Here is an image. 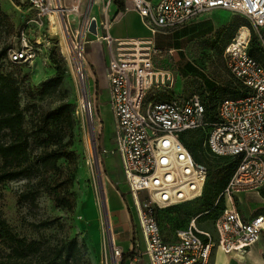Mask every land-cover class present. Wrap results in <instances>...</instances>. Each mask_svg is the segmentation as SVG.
Listing matches in <instances>:
<instances>
[{
    "label": "built area",
    "instance_id": "2783aa9c",
    "mask_svg": "<svg viewBox=\"0 0 264 264\" xmlns=\"http://www.w3.org/2000/svg\"><path fill=\"white\" fill-rule=\"evenodd\" d=\"M99 0H23L40 26L59 24L69 42L73 67L81 90L88 97V121L95 118L89 96L86 54L89 36L105 41L108 47L107 79L113 119V146L102 147L101 155L119 154L124 180L129 188L139 227V239L130 249V264H210L214 249L225 253L246 252L264 232V214L244 217L237 200L245 193H260L264 187V0H118L123 11H136L152 37L115 38L110 29L109 7L104 0L101 14L93 8ZM221 8L243 18L236 35L223 51L227 70L243 85L236 96L220 101L217 120L209 122L199 94L172 93L170 74L157 63L175 48L156 45L158 32L182 28L203 13ZM73 17V18H72ZM95 30H92V23ZM22 43L10 49L6 63L32 62L38 49L22 31ZM255 41V43H254ZM262 59L251 54L253 47ZM175 61L172 62L174 64ZM163 90L164 100L149 98L153 88ZM93 122V123H92ZM202 129L204 153L229 159L234 169L221 191L225 208L213 220L214 231L203 229L198 217L166 240L156 218L164 209L202 196L209 176L208 165L197 161L182 142V133ZM145 194L144 199H140ZM111 253L115 264H125L124 250L112 235Z\"/></svg>",
    "mask_w": 264,
    "mask_h": 264
},
{
    "label": "rangeland",
    "instance_id": "374dc122",
    "mask_svg": "<svg viewBox=\"0 0 264 264\" xmlns=\"http://www.w3.org/2000/svg\"><path fill=\"white\" fill-rule=\"evenodd\" d=\"M0 10L8 16L0 17V53L6 48L7 57L10 49L20 46L22 31L26 33L30 43L38 49L35 60L10 68L18 79L21 91L20 103L25 113L26 127L31 128L43 113L70 104L73 127L67 139L72 141L70 150L76 152L73 161L64 159L60 161L65 174L73 177L69 187L74 203L72 211L62 208L44 193H40L35 204L25 203L20 206L18 196L24 190L27 180L17 179L0 184V215L15 233L29 240L43 239L55 244L61 238L77 237L79 243L84 246L83 264H115L109 232L114 236L116 243L126 250L129 248L128 239L131 238L129 233L136 229L137 219L134 216L133 199L123 177L119 176L117 170L109 171L101 155L102 147L104 145L107 147V141H104L107 134L110 139H113L114 135V129H111L113 118L111 119L110 107L105 97L95 93L93 82L88 79L93 112L102 119L104 130L97 118L94 127H90L82 107V90L73 67L68 38L59 24L49 25L48 22L44 26L37 24L34 21V13L26 3H23V0H0ZM233 15L230 10L216 8L203 13L196 21L176 31L168 33L160 31L155 35L157 46L165 49L172 47L180 49L174 52L173 58L169 55L165 56L164 60L168 63L161 62L164 70L170 74L167 85L173 89L172 93L183 96L198 94L204 90L209 91L212 86L228 79L223 61V44L227 34L223 36L222 31L238 20ZM53 25L55 29L52 28ZM236 33L237 31L234 36ZM54 57L65 69L64 79L55 90L44 92L41 82L57 72L53 62ZM173 61L175 63L172 66ZM162 92L163 90L155 87L149 92L148 97L158 96ZM197 136L198 133L188 134L186 140L189 141ZM93 137L96 140L98 167L94 161ZM212 165L209 163V166ZM214 172L209 179L214 178ZM114 196L119 197L123 203V207L118 211L110 208L111 198ZM144 198L145 194H141L140 199ZM202 204L203 198L194 201L190 207L188 204V213L196 212ZM237 206L246 215L251 209L254 213H264L262 195L250 199L244 198L243 201L238 199ZM183 213L175 210L159 213L163 232L171 240L175 239L176 231L188 223V216H185L188 214L183 215ZM119 217L123 219L117 222ZM55 218H58V222L63 226L55 224L50 228L39 230L33 226L41 220ZM199 221L201 228L214 231L211 220L200 218ZM8 252L9 249L0 241V253Z\"/></svg>",
    "mask_w": 264,
    "mask_h": 264
},
{
    "label": "trees",
    "instance_id": "16d2710c",
    "mask_svg": "<svg viewBox=\"0 0 264 264\" xmlns=\"http://www.w3.org/2000/svg\"><path fill=\"white\" fill-rule=\"evenodd\" d=\"M0 17L7 18L8 16L0 10ZM236 18L238 20L222 31L223 36L227 34L224 39L223 51L238 28L247 24L240 16H236ZM175 49L180 50L179 48ZM258 49L255 46L250 52L262 59L261 51ZM6 54L7 49H2L0 53V184L17 179H26L25 188L18 196L20 206L25 203L35 204L40 193H44L62 208L72 211L74 203L69 187L73 177L65 174L60 166L62 159L71 162L76 157V152L70 150L72 141L67 139L73 127L72 106L65 104L43 113L31 128H27L25 113L20 103L21 91L18 79L10 69L21 63H6ZM164 61L168 63L167 60L161 62ZM53 62L57 72L51 78L41 82V88L44 92L55 90L64 79L65 69L58 63L56 57L53 58ZM161 62H158V66L163 67ZM171 65L173 66V64ZM226 72L227 80L212 86L209 91L204 90L198 93L205 105V115L209 122L217 120V108L221 100L228 96H236L243 90L242 83L227 68ZM166 96V94L160 93L152 98L164 100ZM191 133H198L199 136L189 141L186 140V136ZM204 137V130L195 129L182 133L181 140L197 161L208 165L209 176L215 171L214 178L209 179L208 176L202 196L156 210V218L166 240L170 239L163 232L159 213H168L175 207L180 208L185 203L190 204V207L194 201L203 198L202 207L196 212L188 213V207L187 209L180 208V211L184 212L183 215L188 214L185 216H188L189 223L193 217H198L199 220L200 218L215 220L225 208L223 198H218L234 169V163L227 158H210L207 156L202 146ZM209 163L213 165L209 166ZM260 194L264 198V187L260 190ZM57 222L58 218L44 219L34 223L33 226L37 230L50 228L55 224L63 226L62 223ZM0 241L9 249L6 254L0 253V264H83L85 257L84 246L79 243L77 237L61 238L55 244H50L43 239L29 240L15 233L1 215Z\"/></svg>",
    "mask_w": 264,
    "mask_h": 264
},
{
    "label": "crops",
    "instance_id": "0c3cea01",
    "mask_svg": "<svg viewBox=\"0 0 264 264\" xmlns=\"http://www.w3.org/2000/svg\"><path fill=\"white\" fill-rule=\"evenodd\" d=\"M103 1L104 0L98 1V5L95 7L96 10L93 11L95 15L101 14L100 8L103 5ZM149 1L156 2L158 0H149ZM123 9H124L123 3L118 0L113 1L109 7V15L113 19L110 29L111 35L115 38H140V39L151 38L152 35L148 30V28L143 24L140 15L134 10L123 11ZM110 10H111V14H110ZM89 38H90V43L88 44V49L86 54V65H87L88 76L90 81L93 82L95 93L105 97L106 103L111 110V119H112L113 113H112L111 105L109 103L110 90L106 75L107 61H108V47L105 41L96 40L93 36H89ZM101 125L104 130L103 121L101 122L100 126ZM111 129L112 130L114 129V119H113V123L111 121ZM104 141L105 142L107 141V148L113 146V139H110L108 134L106 136V140ZM103 147L106 146L104 145ZM103 160L106 168L109 171L113 172L114 170H117L119 172L118 173L119 176L123 177L124 179V174L122 170V161L119 154L105 155L103 157ZM260 195H261L260 193L257 194V193L249 192L241 195L239 197V200L243 201L244 198L250 199ZM122 204L123 203L120 200V198L114 196L111 198L110 208H112V210L114 211H118L123 207ZM181 206H184V208L187 209L188 203L182 204ZM174 210L180 211V208L175 207L173 211ZM260 213L264 214L263 212L254 213L253 209H251V211L247 215L244 212H242V214L246 218ZM134 216L136 217V215ZM122 219L119 217L117 219V222L121 221ZM211 222L213 225V220H211ZM136 224H137L136 229L131 230L129 233L131 236V238L128 239L129 248L126 250L122 248L124 250L123 262L125 264H130L131 261L130 249L132 248L134 239L140 238L138 222H136ZM199 225H200V221H199ZM135 264H147V260L143 259L142 262ZM210 264H264V232L262 233L260 240L257 243H255L252 247H250L246 252L235 251L231 253H225L221 249H214L211 255Z\"/></svg>",
    "mask_w": 264,
    "mask_h": 264
},
{
    "label": "water",
    "instance_id": "95a60500",
    "mask_svg": "<svg viewBox=\"0 0 264 264\" xmlns=\"http://www.w3.org/2000/svg\"><path fill=\"white\" fill-rule=\"evenodd\" d=\"M92 30L93 31L95 30V23L94 22L92 23ZM89 125H90V127L92 126L90 123H89ZM92 128H93V126H92ZM93 136H94V134H93ZM93 145H94V150H93V152H94V161L96 162L97 167H98L99 159H98V153H97V149H96V140H95L94 137H93ZM107 226H109V225H107ZM109 235H110V239H112V234L110 232H109Z\"/></svg>",
    "mask_w": 264,
    "mask_h": 264
},
{
    "label": "bare ground",
    "instance_id": "6f19581e",
    "mask_svg": "<svg viewBox=\"0 0 264 264\" xmlns=\"http://www.w3.org/2000/svg\"><path fill=\"white\" fill-rule=\"evenodd\" d=\"M52 28H56L54 25L52 26ZM88 95L86 93L85 90L82 91V97H81V102H82V107L84 108L86 114H88V108H87V105H86V99H87ZM88 116V115H87ZM106 192V191H105ZM112 234V233H111Z\"/></svg>",
    "mask_w": 264,
    "mask_h": 264
}]
</instances>
